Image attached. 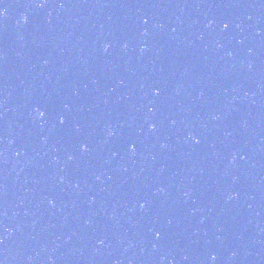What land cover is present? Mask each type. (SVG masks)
Returning a JSON list of instances; mask_svg holds the SVG:
<instances>
[{
	"label": "water",
	"instance_id": "water-1",
	"mask_svg": "<svg viewBox=\"0 0 264 264\" xmlns=\"http://www.w3.org/2000/svg\"><path fill=\"white\" fill-rule=\"evenodd\" d=\"M0 264H264V0H196L100 131L0 171Z\"/></svg>",
	"mask_w": 264,
	"mask_h": 264
},
{
	"label": "snow or ice",
	"instance_id": "snow-or-ice-1",
	"mask_svg": "<svg viewBox=\"0 0 264 264\" xmlns=\"http://www.w3.org/2000/svg\"><path fill=\"white\" fill-rule=\"evenodd\" d=\"M6 14H7L6 12H0V16H6ZM224 27H225V28H227V27H228V25H227V24H225V25H224ZM157 94H159V93H157ZM37 112L39 113V115H40L41 117H43V116H44V113H43V112H40V110H39V109H37ZM60 123H62V124L64 123V120H63V118L61 119ZM197 142H198V141H197ZM84 150H85V151H87V148L85 147V148H84ZM213 259H215V257H213Z\"/></svg>",
	"mask_w": 264,
	"mask_h": 264
}]
</instances>
